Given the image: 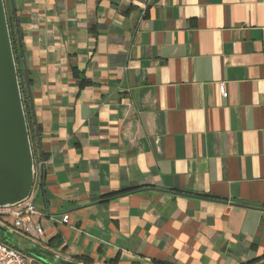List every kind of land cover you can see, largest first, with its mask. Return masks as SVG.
<instances>
[{
    "label": "crops",
    "instance_id": "0c3cea01",
    "mask_svg": "<svg viewBox=\"0 0 264 264\" xmlns=\"http://www.w3.org/2000/svg\"><path fill=\"white\" fill-rule=\"evenodd\" d=\"M14 5L45 153L18 234L95 264L264 263V0Z\"/></svg>",
    "mask_w": 264,
    "mask_h": 264
},
{
    "label": "water",
    "instance_id": "95a60500",
    "mask_svg": "<svg viewBox=\"0 0 264 264\" xmlns=\"http://www.w3.org/2000/svg\"><path fill=\"white\" fill-rule=\"evenodd\" d=\"M8 2L14 17L22 76L30 106L31 119L34 124L37 155L42 163L41 190L44 193L45 158L31 97L30 81L14 0H8ZM35 175V155L8 26L6 1L0 0V208L11 207L27 199L31 192ZM0 240L45 264H84L52 252L1 223Z\"/></svg>",
    "mask_w": 264,
    "mask_h": 264
},
{
    "label": "built area",
    "instance_id": "2783aa9c",
    "mask_svg": "<svg viewBox=\"0 0 264 264\" xmlns=\"http://www.w3.org/2000/svg\"><path fill=\"white\" fill-rule=\"evenodd\" d=\"M219 91L221 94L225 93L224 84H219ZM42 163L39 158L35 163V180L31 189V192L27 199L23 202L11 207L0 208V223L12 231L18 233L21 224L25 218H28L32 214H38L42 216V213L36 209L34 204V198L38 190L41 188V175H42ZM68 216L64 215L63 222H67ZM33 229L35 233L42 234V228L39 225H34ZM30 258L23 252L9 246L0 240V264H29Z\"/></svg>",
    "mask_w": 264,
    "mask_h": 264
},
{
    "label": "trees",
    "instance_id": "16d2710c",
    "mask_svg": "<svg viewBox=\"0 0 264 264\" xmlns=\"http://www.w3.org/2000/svg\"><path fill=\"white\" fill-rule=\"evenodd\" d=\"M5 1H6V7H7L8 26H9V31H10V35H11V41H12V47H13V51H14V55H15V60L17 63V70L19 73L20 87H21V92H22V97H23V104H24L26 119H27V123H28V129H29L30 138H31V142H32L33 152H34V155H36L37 144L35 142V136H34V124L32 123L30 106H29V103H28V100L26 97V89H25V84H24V80H23V76H22V69H21V63H20V57H19V51H18V43H17L15 24H14V17H13L11 10H10L8 0H5ZM20 35L22 36L21 32H20ZM43 155L45 157V153ZM35 163H36V161H35ZM126 192H128V190L111 191L105 195L100 196V198L118 196V195L124 194ZM4 243L8 244L7 242H4ZM47 243L50 247H53L55 245L58 246L61 243V241L59 240V236H54ZM9 246H11V245H9ZM262 258H264V254L262 255ZM73 260H76L78 262H82L84 264H90L91 263V261L85 257H75ZM108 264H116V259L109 260ZM245 264H264V263H260V258H259V259L251 260Z\"/></svg>",
    "mask_w": 264,
    "mask_h": 264
},
{
    "label": "rangeland",
    "instance_id": "374dc122",
    "mask_svg": "<svg viewBox=\"0 0 264 264\" xmlns=\"http://www.w3.org/2000/svg\"><path fill=\"white\" fill-rule=\"evenodd\" d=\"M38 159V155H37V152H36V155H35V161ZM43 199H44V195H43V192L41 190V188L38 190V192L36 193L35 195V198H34V204L36 206V209L38 211H44V207H43ZM30 258V263L29 264H34V261L37 260L36 258L34 257H31V256H28ZM39 261V260H37ZM41 262V261H40ZM43 263V262H42Z\"/></svg>",
    "mask_w": 264,
    "mask_h": 264
}]
</instances>
